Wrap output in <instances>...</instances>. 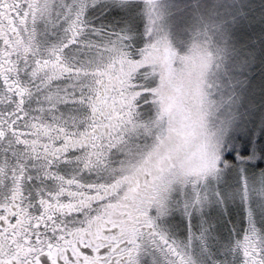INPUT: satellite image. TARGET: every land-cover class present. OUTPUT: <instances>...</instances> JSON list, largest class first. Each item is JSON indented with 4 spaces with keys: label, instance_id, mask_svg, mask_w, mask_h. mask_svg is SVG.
<instances>
[{
    "label": "snow or ice",
    "instance_id": "1",
    "mask_svg": "<svg viewBox=\"0 0 264 264\" xmlns=\"http://www.w3.org/2000/svg\"><path fill=\"white\" fill-rule=\"evenodd\" d=\"M100 4L0 0V264H141L147 248L194 264L191 239H170L157 217L173 193L191 189L186 210L202 209L214 182L249 170L234 250L239 264H264L250 206L264 215V140L236 139L257 61L254 44L232 43L238 0L231 20L201 17L185 51L159 0H107L118 31L90 22ZM259 90L264 134V80Z\"/></svg>",
    "mask_w": 264,
    "mask_h": 264
},
{
    "label": "rangeland",
    "instance_id": "2",
    "mask_svg": "<svg viewBox=\"0 0 264 264\" xmlns=\"http://www.w3.org/2000/svg\"><path fill=\"white\" fill-rule=\"evenodd\" d=\"M233 0H159L161 11L165 17V30L169 34L170 42L180 51H185V45L190 40L191 31L201 26V17L205 20H219L231 18ZM107 0H101L100 6L89 12V19L100 8L106 7ZM231 5V6H230ZM231 7V8H230ZM182 13V17L180 14ZM185 14V15H184ZM112 17L114 25L110 29L120 30L122 22L120 16L110 10L105 18ZM97 26H107L104 20ZM230 26V25H229ZM260 26V25H259ZM232 27V43L240 45V38L235 36ZM250 78L252 72L249 74ZM236 139L251 121V102L244 103V89L240 93ZM253 99V97H252ZM253 101V100H251ZM254 108V106H253ZM252 120H255L253 118ZM238 143V142H237ZM239 146V145H238ZM252 171L247 173L230 172L224 179L212 185V200L200 207L192 208L185 205L194 199L191 189L173 193L170 197L167 211L157 217V226L170 239L176 240L182 246L191 239L188 254L194 264H239L240 257L234 250L235 241L242 235L247 227V205L241 203L238 195H234L241 188L242 179L251 177ZM219 193L217 197L215 194ZM250 206L255 209L257 227H264V215L259 211L260 205L255 199L250 201ZM203 236V241L200 239ZM141 264H164V255L159 250L146 251L142 254Z\"/></svg>",
    "mask_w": 264,
    "mask_h": 264
},
{
    "label": "trees",
    "instance_id": "3",
    "mask_svg": "<svg viewBox=\"0 0 264 264\" xmlns=\"http://www.w3.org/2000/svg\"><path fill=\"white\" fill-rule=\"evenodd\" d=\"M232 2L234 3V0ZM238 2L244 12V15L242 17H238L235 23L230 24V31L233 27L236 31L235 36L240 38V45L237 47L241 45L251 47L254 44L257 55V61L251 71L252 76L250 79L252 84L244 89V103H246V101L251 102L252 113H250V117L252 119L255 118V120L251 119L246 129L238 135L237 142L238 145L242 147L243 142L247 140H251L252 144L257 145L264 140V134H262L259 129L261 115L259 110L262 103L259 86L261 80H264V75H262L260 71L259 61L261 49L260 41L261 37L264 36V0H238ZM231 11L233 13V7L231 8ZM182 13L184 12L179 13L180 17H182ZM232 13L230 14L231 18H229V20L232 19ZM252 144L249 145L250 149ZM258 163L264 167V162L258 161Z\"/></svg>",
    "mask_w": 264,
    "mask_h": 264
},
{
    "label": "flooded vegetation",
    "instance_id": "4",
    "mask_svg": "<svg viewBox=\"0 0 264 264\" xmlns=\"http://www.w3.org/2000/svg\"><path fill=\"white\" fill-rule=\"evenodd\" d=\"M101 10H98L96 13H93L94 15H90V18L92 17V24L94 25H99V21H102L104 20L106 22V27H109L110 28V25L113 26L114 25V20L112 17H107L105 18V14H108L110 10H112L111 8L109 7H103V8H100ZM161 231V230H160ZM162 232V231H161ZM150 250H155L157 251L156 249L154 248H147L142 254H145L146 251H150ZM142 256V255H141ZM141 258V257H140ZM164 264H168V261H167V257L164 256Z\"/></svg>",
    "mask_w": 264,
    "mask_h": 264
}]
</instances>
